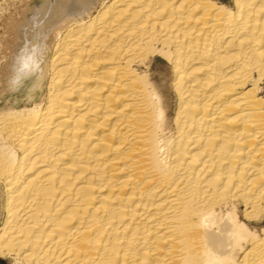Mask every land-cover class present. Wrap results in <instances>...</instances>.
<instances>
[{"label":"bare ground","instance_id":"bare-ground-1","mask_svg":"<svg viewBox=\"0 0 264 264\" xmlns=\"http://www.w3.org/2000/svg\"><path fill=\"white\" fill-rule=\"evenodd\" d=\"M19 35L0 260L264 264V0H49Z\"/></svg>","mask_w":264,"mask_h":264},{"label":"rangeland","instance_id":"rangeland-1","mask_svg":"<svg viewBox=\"0 0 264 264\" xmlns=\"http://www.w3.org/2000/svg\"><path fill=\"white\" fill-rule=\"evenodd\" d=\"M49 0H32L25 2L23 6H17L9 10L6 14L0 15V89L4 91L6 88V83H8L9 78L11 77V71L15 68L16 65V56L14 50L20 42V33L24 31L26 35L29 28L32 26V21L45 6ZM13 10V11H12ZM11 11V12H10ZM11 13V14H10ZM4 16V17H3ZM41 35V34H40ZM37 42L36 49L41 48V38ZM14 61V62H13ZM160 66V65H159ZM162 68V65H161ZM47 81V79H46ZM7 94L4 96V101L8 96L14 97L16 99V93L7 86ZM263 95H264V84H263ZM4 204L3 190H0V212L2 211V206ZM0 219V224H1ZM0 264H11L7 260H0Z\"/></svg>","mask_w":264,"mask_h":264}]
</instances>
